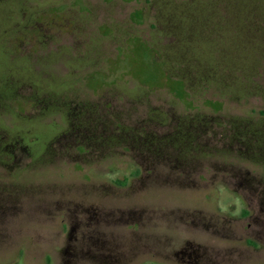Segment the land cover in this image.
Masks as SVG:
<instances>
[{
    "label": "rangeland",
    "instance_id": "1",
    "mask_svg": "<svg viewBox=\"0 0 264 264\" xmlns=\"http://www.w3.org/2000/svg\"><path fill=\"white\" fill-rule=\"evenodd\" d=\"M264 264V0H0V264Z\"/></svg>",
    "mask_w": 264,
    "mask_h": 264
},
{
    "label": "trees",
    "instance_id": "2",
    "mask_svg": "<svg viewBox=\"0 0 264 264\" xmlns=\"http://www.w3.org/2000/svg\"><path fill=\"white\" fill-rule=\"evenodd\" d=\"M47 264H49V260H47Z\"/></svg>",
    "mask_w": 264,
    "mask_h": 264
}]
</instances>
